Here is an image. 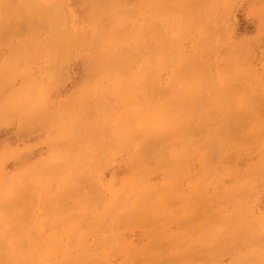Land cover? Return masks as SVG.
Listing matches in <instances>:
<instances>
[{"label": "rangeland", "instance_id": "rangeland-1", "mask_svg": "<svg viewBox=\"0 0 264 264\" xmlns=\"http://www.w3.org/2000/svg\"><path fill=\"white\" fill-rule=\"evenodd\" d=\"M0 9V264H264V0Z\"/></svg>", "mask_w": 264, "mask_h": 264}, {"label": "bare ground", "instance_id": "bare-ground-1", "mask_svg": "<svg viewBox=\"0 0 264 264\" xmlns=\"http://www.w3.org/2000/svg\"><path fill=\"white\" fill-rule=\"evenodd\" d=\"M2 1L4 2V0H2ZM0 3H1V0H0ZM3 5H4V4H3ZM9 6H10V5H9ZM22 7H23V6H22ZM2 8H3V7H2ZM24 8H25V7H24ZM22 9H23V8H22ZM0 10H1V9H0ZM6 10H7V8H6ZM19 11H20V10H19ZM24 11H25V10H24ZM24 11H21V12H24ZM17 12H18V11H17ZM21 12H20V13H21ZM35 12H36V11H35ZM35 12H34V15L36 14ZM26 13H27V12H26ZM43 13H44V12H43ZM22 14H23V13H22ZM201 14H202V13H201ZM23 15H24V14H23ZM23 15H21V16H23ZM10 16H12V15H10ZM4 17H5V16H4ZM19 17H20V16H19ZM24 17L26 18L25 15H24ZM24 17H23V18H24ZM37 17H38V16H37ZM12 18H14V17H12ZM23 18H22V20H23ZM37 19H38V18H37ZM39 19H40V18H39ZM5 20H7V19H5ZM15 20H16V19H15ZM22 20H21V21H22ZM24 20H27V19H24ZM24 20H23V22H24ZM55 20H56V19H55ZM202 20H203V19H202ZM29 21H30V20H29ZM35 21H36V20H35ZM0 22H1V21H0ZM6 22H8V20H7ZM19 22H20V21H19ZM2 23H3V22H2ZM4 23H5V22H4ZM4 23H3V24H4ZM8 23H9V22H8ZM14 23H15V22H14ZM16 23H17V22H16ZM26 23H27V22H25L24 24L26 25ZM6 24H7V23H6ZM9 24H11V22H10ZM9 24H8V25H9ZM12 24H13V23H12ZM17 24H18V23H17ZM33 24H34V23H33ZM47 24H48V23H47ZM52 24H53V23H52ZM15 25H16V24H15ZM18 25H19V24H18ZM29 25H30V24H29ZM31 26H32V25H31ZM34 26H35V25H34ZM3 27H7V26H4V25H3ZM10 27H12V26H10ZM35 27H37V25H36ZM35 27H32V29L35 28ZM40 27H41V26H40ZM8 28H9V27H8ZM12 28H13V27H12ZM17 28H18V27H17ZM38 28H39V27H38ZM4 29H5V28H4ZM28 29H29V28H28ZM36 29H37V28H35V30H36ZM56 29H57V27H56ZM0 31H1V29H0ZM4 31H5V30H4ZM6 31H7V30H6ZM31 31H32V30H31ZM29 32H30V30H29ZM49 32H50V31H49ZM35 33H36V32H35ZM56 33H57V32H56ZM4 34H5V32H4ZM4 34H3V35H4ZM6 34H8V33H6ZM46 34H47V32H46ZM50 35H51V34H50ZM69 37H71V36H69ZM45 39H46V38H45ZM61 39H62V38H61ZM69 39H70V38H69ZM69 39H68V40H69ZM63 40L66 41V42H68V40H66V37H65V36H64V39H63ZM56 41L59 42L60 39H57ZM61 41H62V40H61ZM61 41H60V44L63 45V43H62ZM64 41H63V42H64ZM44 42H45V41H44ZM54 42H55V41H54ZM58 42H57V43H58ZM69 42H70V41H69ZM70 43H71V42H70ZM55 44H56V43H55ZM50 45H51V44H50ZM62 45H60V46H62ZM52 46H53V47H51V48H53V49H52V52H53V50H54L55 48H57V47L54 48V46H57V44H56V45H52ZM49 48H50V47H49ZM51 48H50V49H51ZM66 48H67V46H66ZM117 48H118V47H117ZM58 49H59V48H58ZM56 50H57V49H56ZM56 50H55V51H56ZM60 50H61V48H60ZM116 50H117V49H116ZM61 51H62V50H61ZM50 52H51V51H50ZM52 52H51V53H52ZM119 52H120V50H119ZM55 53H57V52H54L53 55H56ZM112 53H113V52H112ZM114 53H115V52H114ZM103 55H104V54H103ZM104 56H105V55H104ZM104 56H103V57H104ZM124 56H125V55H124ZM124 56H123V57H124ZM106 57H107V56H106ZM106 57H105V59H103L104 61H105V60L108 61V59H110L109 56H108V59H107ZM112 57H113V56H111V59H112ZM114 57H116V56H114ZM49 58H50V57H49ZM117 58H119V57H117ZM117 58H115V59L113 58V59H114V60H117ZM121 58H122V57H121ZM122 59H123V58H122ZM125 59H126V58H125ZM114 60H113V63H114ZM120 60H121V59H120ZM190 60H191V59H190ZM107 61H106V62H103V64L105 63V65H106V63H108V66H109V65L112 63V61H111L110 64H109V61H108V62H107ZM117 61H118V60H117ZM54 62H55V61H54ZM115 62H116V61H115ZM117 63H118V64H117ZM192 63H193V62H192ZM197 63H198V62H197ZM114 64H115V63H114ZM116 64H117L116 66L119 67V61L116 62ZM121 64H123V63H121ZM106 66H107V65H106ZM111 66H112V64H111ZM193 66H195V65H193ZM120 67H121V65H120ZM192 71H193V70H192ZM197 71H199V70H197ZM197 75H198V74H197ZM201 75H202V74H201ZM204 75H205V74H204ZM199 76H200V75H199ZM187 92H188V91H187ZM197 92H198V91H197ZM200 92H201V89H200ZM200 92H198V93H200ZM218 93H220V92H218ZM221 94H222V93H220V95L218 94V95H219L218 97L222 99V97H220ZM192 95L195 96L196 94H192ZM197 97H198V96L196 95L195 99H196ZM190 98H191V97H190ZM199 98H200V97H198V99H199ZM219 98H217V99H219ZM193 100H194V99H193ZM196 101H197V100H196ZM200 101H201V98H200ZM233 128H235V127H233ZM154 129H155V128H154ZM157 130H158V129H157ZM19 201H20V200H19ZM11 202H13V201H11ZM238 232H240V230H239ZM254 241H255V240H254ZM258 241H259V240H258ZM258 243H259V242H258ZM263 245H264V244H263ZM259 246H260V245H259ZM262 248H263V246H262ZM262 248H260V249H262Z\"/></svg>", "mask_w": 264, "mask_h": 264}]
</instances>
